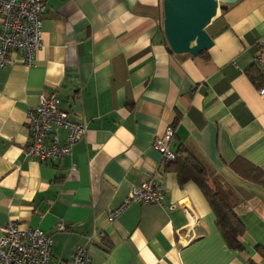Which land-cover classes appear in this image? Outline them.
<instances>
[{
	"label": "crops",
	"instance_id": "obj_1",
	"mask_svg": "<svg viewBox=\"0 0 264 264\" xmlns=\"http://www.w3.org/2000/svg\"><path fill=\"white\" fill-rule=\"evenodd\" d=\"M46 3L33 65L15 52L0 68V239L16 221L50 235L63 264L79 246L90 264H264V187L231 168L242 160L264 170V76L255 66L264 0L219 11L206 29L213 47L198 57L169 50L163 0ZM52 93L87 124L57 163L26 157L28 115ZM58 136L66 141L65 130ZM164 139L215 173L246 227L242 250L229 248L198 186L181 187L165 170L155 146ZM148 173L165 190L164 206L132 204L111 222Z\"/></svg>",
	"mask_w": 264,
	"mask_h": 264
},
{
	"label": "built area",
	"instance_id": "obj_2",
	"mask_svg": "<svg viewBox=\"0 0 264 264\" xmlns=\"http://www.w3.org/2000/svg\"><path fill=\"white\" fill-rule=\"evenodd\" d=\"M46 11V0H0V68L12 63L15 52L21 53L24 64L33 65L35 56L44 47L42 29ZM257 45L255 64L264 76V37ZM258 90L264 95V87ZM61 103L55 93L43 95L39 106L29 113L30 142L26 157L60 162L72 153L76 142L86 134L87 124L74 122L71 114L62 109ZM60 130L66 131L65 142H60ZM155 146L163 153L165 162L175 159L168 140H158ZM164 201L163 186L157 183L152 173H148L140 185L132 187L125 202L108 217L113 222L132 204L164 206ZM177 207L173 204L168 209L174 211ZM56 230L63 232L65 226L58 224ZM53 244V238L42 230L22 228L16 221H11L5 226L0 239V264H63V261L53 259ZM90 262L84 246H79L70 258V264Z\"/></svg>",
	"mask_w": 264,
	"mask_h": 264
},
{
	"label": "trees",
	"instance_id": "obj_3",
	"mask_svg": "<svg viewBox=\"0 0 264 264\" xmlns=\"http://www.w3.org/2000/svg\"><path fill=\"white\" fill-rule=\"evenodd\" d=\"M160 28L163 30L162 24ZM169 50L171 51L170 47ZM255 66L258 68L256 64ZM262 77L256 74L253 78L254 83L259 86ZM173 154L175 155L173 161H164L166 163L165 170L176 174L178 184L181 187L188 183H194L198 186L211 207L216 218V226L229 248L242 250L244 247L241 238L246 227L234 207L217 189L215 173L208 169L200 157L183 145L177 153L173 152ZM231 168L245 181L264 187V170L262 168L242 160L234 162ZM260 248L262 247H258V249Z\"/></svg>",
	"mask_w": 264,
	"mask_h": 264
},
{
	"label": "water",
	"instance_id": "obj_4",
	"mask_svg": "<svg viewBox=\"0 0 264 264\" xmlns=\"http://www.w3.org/2000/svg\"><path fill=\"white\" fill-rule=\"evenodd\" d=\"M240 0H163V33L171 51L198 57L213 47L206 29L219 11Z\"/></svg>",
	"mask_w": 264,
	"mask_h": 264
}]
</instances>
